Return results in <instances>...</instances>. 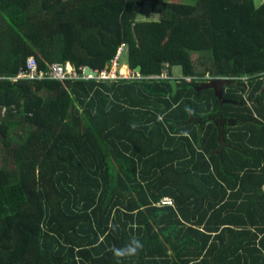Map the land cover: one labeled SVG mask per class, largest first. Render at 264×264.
<instances>
[{
	"label": "trees",
	"instance_id": "16d2710c",
	"mask_svg": "<svg viewBox=\"0 0 264 264\" xmlns=\"http://www.w3.org/2000/svg\"><path fill=\"white\" fill-rule=\"evenodd\" d=\"M0 110V264H264V2L0 0Z\"/></svg>",
	"mask_w": 264,
	"mask_h": 264
},
{
	"label": "built area",
	"instance_id": "2783aa9c",
	"mask_svg": "<svg viewBox=\"0 0 264 264\" xmlns=\"http://www.w3.org/2000/svg\"><path fill=\"white\" fill-rule=\"evenodd\" d=\"M127 52V49L120 47L117 49V53L114 56V59L112 60V64L110 66V69H105L101 72L98 73L96 76L88 75L85 73V67L80 68L81 75L78 76L77 71L68 63L65 64V67H62L59 64H54L51 69L52 72L50 75H52L53 78H58L60 80L64 79H100V80H115L118 78L117 74L115 71H113L114 68L118 67L120 58L123 54ZM135 77V74H133ZM138 78H140V74L137 73ZM133 77V78H134ZM45 78V73L43 71H37L36 70V63L34 62L33 59L29 58L26 62V70L20 72L16 77L11 79L12 81L20 80V79H28V80H35V79H44ZM152 78V77H150ZM158 78V77H157ZM159 78H167L166 74H163ZM170 201L167 199L163 200L160 205H169Z\"/></svg>",
	"mask_w": 264,
	"mask_h": 264
},
{
	"label": "rangeland",
	"instance_id": "374dc122",
	"mask_svg": "<svg viewBox=\"0 0 264 264\" xmlns=\"http://www.w3.org/2000/svg\"><path fill=\"white\" fill-rule=\"evenodd\" d=\"M262 2H264V0H254L255 5H259ZM152 15L153 14H152V11L151 10L150 11H147V13H144L142 15L141 19L142 20L157 19V16H154V15L152 16ZM200 57H202V56H200L199 54H196V53L192 54V56H191V58H192V60H193V62L195 64L196 68H202L199 65V63H198V61L201 60ZM120 60H121L120 65L117 68H114L113 69V71H115L116 74L119 76V78H117V79H120V78H133L134 77V75H133L134 71H132L131 68L129 67V65H127V61H126L125 54H123L121 56V59ZM123 70H125V71H123ZM173 71H174V75H178L180 73V69L178 67H175L173 69ZM179 79H181V77L178 78L177 80H179ZM204 79H205V83H208V82L212 81L211 78H210V76H208V75H205L204 76ZM37 80H40V79H37ZM230 80L234 81V79H230ZM3 114H4L3 113V110H0V119L2 118ZM2 155L3 154H1V152H0V168L3 165Z\"/></svg>",
	"mask_w": 264,
	"mask_h": 264
},
{
	"label": "water",
	"instance_id": "95a60500",
	"mask_svg": "<svg viewBox=\"0 0 264 264\" xmlns=\"http://www.w3.org/2000/svg\"><path fill=\"white\" fill-rule=\"evenodd\" d=\"M134 71L139 73L141 71V66L139 65ZM85 73L88 75H92V76L97 75V73L90 67H86ZM105 82L108 85L112 84V81H110V80H105ZM170 83H171L172 90H173L172 95L174 96L176 93V90H177V86H176L177 83L174 79H171ZM181 84H182V86H184L185 81L182 80ZM233 85H238V83H236L230 79H214L208 83H204V84L198 86L196 88V90L200 91V90H205V89H213L214 93L216 95V98H218L219 100H222V99H224V91H225L224 88H225V86H233ZM223 104H233V102L224 100Z\"/></svg>",
	"mask_w": 264,
	"mask_h": 264
},
{
	"label": "clouds",
	"instance_id": "9594fccd",
	"mask_svg": "<svg viewBox=\"0 0 264 264\" xmlns=\"http://www.w3.org/2000/svg\"><path fill=\"white\" fill-rule=\"evenodd\" d=\"M127 51H128V49H127ZM117 53V52H116ZM125 55H126V53H125ZM121 59V58H120ZM70 65V64H69ZM120 65V61H119V64H118V66ZM86 68V67H85ZM106 69H110V66H107V68ZM94 70V69H93ZM85 71H86V69H85ZM95 72L97 71V70H94ZM103 71V70H102ZM101 72V71H100ZM97 73V72H96ZM99 73V72H98ZM138 72H135L134 71V73L133 74H137ZM139 74H140V72H139ZM94 76V75H93ZM118 76V75H117ZM118 78H119V76H118ZM129 79V78H128ZM214 79H228V78H211V80H214ZM247 78H240V79H238V80H236V79H234V82H236V83H238V85H241V83L239 82V80L240 81H242V83H244V84H246L247 83V80H246ZM105 81V80H104ZM110 81H112V80H110ZM200 85H202V84H200ZM199 85V86H200ZM238 85H236V86H238ZM235 86V85H234ZM198 87V86H197ZM218 99V98H217ZM219 100V99H218ZM223 101H222V103H221V105H224L223 104V102H224V100L225 99H222ZM219 101H221V100H219ZM232 102V101H231ZM221 121V120H220ZM142 247H143V245L139 242V240H136V239H133L132 241H130V243L129 244H127V245H125L123 248H113L112 249V252H113V254H114V256H116V257H118V258H126V257H132V256H136V255H138L139 254V252H140V250H142Z\"/></svg>",
	"mask_w": 264,
	"mask_h": 264
},
{
	"label": "crops",
	"instance_id": "0c3cea01",
	"mask_svg": "<svg viewBox=\"0 0 264 264\" xmlns=\"http://www.w3.org/2000/svg\"><path fill=\"white\" fill-rule=\"evenodd\" d=\"M176 78L177 77H180V75L179 76H175ZM176 78H174V79H176ZM176 86H177V84H176ZM225 89V88H224ZM214 91V90H213ZM217 122H220V123H218L219 124V126H224L225 125V122L224 121H217Z\"/></svg>",
	"mask_w": 264,
	"mask_h": 264
}]
</instances>
